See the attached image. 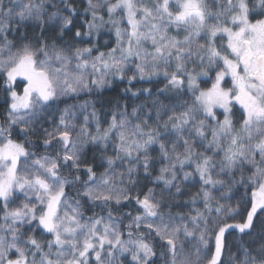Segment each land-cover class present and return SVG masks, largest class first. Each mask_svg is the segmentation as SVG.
Here are the masks:
<instances>
[{
  "label": "snow or ice",
  "instance_id": "6c2138e0",
  "mask_svg": "<svg viewBox=\"0 0 264 264\" xmlns=\"http://www.w3.org/2000/svg\"><path fill=\"white\" fill-rule=\"evenodd\" d=\"M0 264H264V0H0Z\"/></svg>",
  "mask_w": 264,
  "mask_h": 264
},
{
  "label": "trees",
  "instance_id": "16d2710c",
  "mask_svg": "<svg viewBox=\"0 0 264 264\" xmlns=\"http://www.w3.org/2000/svg\"><path fill=\"white\" fill-rule=\"evenodd\" d=\"M78 6L81 3V0H76ZM36 33H39V29H36ZM30 36L33 34L32 31L30 30L28 33ZM107 33L101 37L100 39V43L103 44L104 40L107 39ZM125 86H127L126 82L124 84H117L115 87L113 88H105L102 91L99 92H93L91 95L88 94H82L81 97L78 100H68L67 103L68 104H80L83 103L84 101H89L90 103H93L96 107V109L98 110V112L100 113V116L102 119H104L108 114H110L113 105H115L117 103V101L121 104H127L128 105V110L131 111L132 107L134 106V104H138L141 103L143 101V97L140 98V100H136L134 101L133 98H131L130 96H124V94L122 92H120V89L124 88ZM162 83L156 84H148V83H138V84H134L133 86V90H135V88H141V87H152L153 91L156 90V88L162 87ZM61 108L64 107L63 104L60 105ZM89 111H91V108L89 109ZM80 120H83V115L80 116ZM106 126V125H105ZM93 130L95 129V125L93 124ZM35 139V138H34ZM89 156H91V153H89ZM159 167V165H157V168ZM98 171H103V169H98ZM125 211H127L128 209L125 208ZM91 213H86V215H90ZM236 236H239V233H235ZM233 237L229 236V240H232Z\"/></svg>",
  "mask_w": 264,
  "mask_h": 264
}]
</instances>
